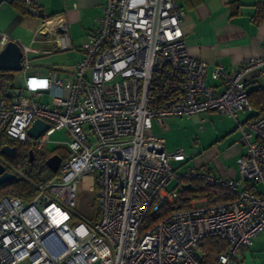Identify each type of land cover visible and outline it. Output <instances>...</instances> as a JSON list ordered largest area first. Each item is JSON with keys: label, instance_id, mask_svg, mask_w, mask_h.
Wrapping results in <instances>:
<instances>
[{"label": "built area", "instance_id": "obj_1", "mask_svg": "<svg viewBox=\"0 0 264 264\" xmlns=\"http://www.w3.org/2000/svg\"><path fill=\"white\" fill-rule=\"evenodd\" d=\"M183 17L178 0H104L65 79L54 71L39 77L29 54L40 50L21 47L25 87L13 93L0 86V143L41 151L57 129L71 140L56 146L63 158L45 181L27 179L0 154L5 170L35 191L28 201L0 197V264H200L206 238L227 243L212 264H239L240 250L264 232V114L237 124L246 147L238 161L240 182L199 168L178 175L173 163L186 161L183 150L168 152L146 134L153 121L162 126L168 118L189 120L209 111L233 119L250 112L245 78L252 72L264 78V58H255L231 72L216 66L211 78L220 87L207 84L206 63L187 53ZM57 18L44 54L64 42L63 17ZM8 40L2 37L0 50ZM35 120L49 125L36 139L27 133ZM181 180L234 197L219 204L194 200L146 224L147 216L179 201ZM78 188L92 194L97 220L77 213Z\"/></svg>", "mask_w": 264, "mask_h": 264}, {"label": "crops", "instance_id": "obj_2", "mask_svg": "<svg viewBox=\"0 0 264 264\" xmlns=\"http://www.w3.org/2000/svg\"><path fill=\"white\" fill-rule=\"evenodd\" d=\"M178 3L184 11L181 28L187 53L206 63L207 84L220 87V83L211 78L216 66L231 72L251 59L264 58V0H178ZM103 4L104 0H0V41L6 37L21 47L39 49L40 53H31L34 56L30 57L32 62L56 53H70L71 69L62 70L68 78L81 58L78 47L94 32ZM27 5L34 13L28 12ZM59 16L63 17L64 42L60 50L44 54V50L51 48L46 40L53 37ZM27 38L29 43L25 44ZM33 68L39 77H45L49 71L58 72L42 64H34ZM245 80L252 102L250 112H240L235 119L215 111L194 116H203L201 121L215 116L226 118L233 122V128L217 131L207 147L187 157L185 162L191 159L190 169H207L216 177L241 181L238 161L246 152V147L239 143L237 124L264 114V78L252 72ZM13 86V93L16 92L13 89H22L14 80ZM239 116L244 117L241 119ZM163 125H158L161 132H165ZM156 142L167 151L162 142ZM54 150L58 149L55 147ZM257 189L261 191L262 186L257 185ZM238 259L239 264L247 261V264H264V232L254 239L249 248L240 250Z\"/></svg>", "mask_w": 264, "mask_h": 264}, {"label": "rangeland", "instance_id": "obj_3", "mask_svg": "<svg viewBox=\"0 0 264 264\" xmlns=\"http://www.w3.org/2000/svg\"><path fill=\"white\" fill-rule=\"evenodd\" d=\"M24 43H29L28 38L24 41ZM30 57H34L33 54L30 53ZM71 57L72 55L67 52L56 53L52 56L42 58L38 62H32V64L33 66L34 64H42L46 68L57 69L58 72H60L59 76L65 79L66 74L62 70L64 69L65 71H68V69H71V63L69 59ZM55 72L58 74L57 71ZM13 80L20 88L25 87L24 75L22 72L14 73ZM67 95L68 93L65 92L64 96ZM201 117L203 116L193 117L189 120L185 118L168 119L163 125L165 132H161L159 126L156 125L157 123L153 121L152 129L146 134H149L153 140L162 142L167 151L173 152L181 149L183 150L186 157H190L193 156L194 153L198 152V150L201 148L207 147L218 134L217 131L221 129L230 130L231 127L233 128V122L226 118L215 116L208 118L205 121H201ZM243 117L239 116L241 119ZM236 135L238 136V134ZM70 140L71 137L65 129H57L53 134L50 135L49 145L41 151L45 156H47L53 152V149L57 145H64ZM173 166L175 169H177V174L181 175L191 166V159L187 162L173 163ZM17 167L22 172H26L28 169L33 168L36 173H38L41 168L39 161L33 163L32 165H30L27 161H17ZM175 182L176 180H174L169 186L171 187L175 185ZM190 185L192 184L181 180L180 185L177 186V190H181L183 187ZM76 211L86 219L89 218L88 216L93 214V221L94 219L97 220V204L95 201H93L92 194L89 191L86 192L78 188L76 192ZM247 262H243L242 264H247Z\"/></svg>", "mask_w": 264, "mask_h": 264}, {"label": "trees", "instance_id": "obj_4", "mask_svg": "<svg viewBox=\"0 0 264 264\" xmlns=\"http://www.w3.org/2000/svg\"><path fill=\"white\" fill-rule=\"evenodd\" d=\"M13 74V72L0 71V86L2 88L11 89L14 87ZM248 99L252 105L250 94H248ZM4 145L16 146L18 148V152L15 157L4 156L8 163L17 167V161L28 162V152L31 149L28 144L10 143L4 139L0 143V149ZM33 152L35 156L33 163L39 161L41 168L38 173H36L33 168H30L23 173L29 180L45 181L53 175V173H51L45 165L46 159L54 154H57L63 158V153L60 150H54L49 155L45 156L42 151L33 150ZM33 163L29 164L32 165ZM184 182H189L192 185L183 187L181 190H179V201L175 205L164 206L156 214L147 216L145 220L146 224L151 225L172 211L186 209L189 207L190 202L194 200L208 199L212 203L219 204L234 197V194L229 191H226L220 187L205 185L204 183L197 180H184ZM34 194L35 191L29 181L20 177H17L15 180L0 186V197L3 195H13L22 201H28L33 197ZM200 248V264H212L216 256L227 250V243L217 238H206L201 242Z\"/></svg>", "mask_w": 264, "mask_h": 264}, {"label": "water", "instance_id": "obj_5", "mask_svg": "<svg viewBox=\"0 0 264 264\" xmlns=\"http://www.w3.org/2000/svg\"><path fill=\"white\" fill-rule=\"evenodd\" d=\"M27 5L28 12H33L32 9ZM23 53L21 46L14 42L8 41L6 45L0 50V71H8V72H21ZM46 92V91H45ZM11 93V92H10ZM9 93V95H10ZM49 129V125L42 120H35L31 127L27 130V133L30 137L36 139L44 132ZM18 152V148L16 146H8L4 145L0 149V154L5 157H15ZM35 160L34 152L32 149L28 152V163H33ZM61 157L57 154H54L48 157L45 161V165L51 173H55L60 165ZM16 179L14 174L7 172L2 164H0V186L4 185L10 181Z\"/></svg>", "mask_w": 264, "mask_h": 264}, {"label": "bare ground", "instance_id": "obj_6", "mask_svg": "<svg viewBox=\"0 0 264 264\" xmlns=\"http://www.w3.org/2000/svg\"><path fill=\"white\" fill-rule=\"evenodd\" d=\"M87 181V180H86Z\"/></svg>", "mask_w": 264, "mask_h": 264}, {"label": "flooded vegetation", "instance_id": "obj_7", "mask_svg": "<svg viewBox=\"0 0 264 264\" xmlns=\"http://www.w3.org/2000/svg\"><path fill=\"white\" fill-rule=\"evenodd\" d=\"M12 147V146H11Z\"/></svg>", "mask_w": 264, "mask_h": 264}]
</instances>
